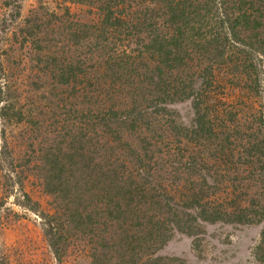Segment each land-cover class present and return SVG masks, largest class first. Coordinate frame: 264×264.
Masks as SVG:
<instances>
[{"label": "trees", "instance_id": "1", "mask_svg": "<svg viewBox=\"0 0 264 264\" xmlns=\"http://www.w3.org/2000/svg\"><path fill=\"white\" fill-rule=\"evenodd\" d=\"M22 1L0 0V193L40 181L58 261L73 233L91 264H160L174 232L264 224V0Z\"/></svg>", "mask_w": 264, "mask_h": 264}, {"label": "rangeland", "instance_id": "2", "mask_svg": "<svg viewBox=\"0 0 264 264\" xmlns=\"http://www.w3.org/2000/svg\"><path fill=\"white\" fill-rule=\"evenodd\" d=\"M35 2L22 1L23 16L27 15ZM77 13L84 15V10ZM3 16V12H0V21ZM39 183L36 180L21 188L7 181L6 189L0 193V214L4 217L0 228V256H6L5 264H91L89 256L95 251L99 256V250H96L99 249V241L95 239L92 242L80 232L66 235L68 247L65 257L62 261L55 257L45 237V219L28 207L39 202V210L42 211L52 201L39 197ZM25 191H28L32 201L24 199ZM263 227L264 224L243 227L217 223L201 225V231L195 237L174 232L154 257L162 258L160 264H260L256 248Z\"/></svg>", "mask_w": 264, "mask_h": 264}]
</instances>
